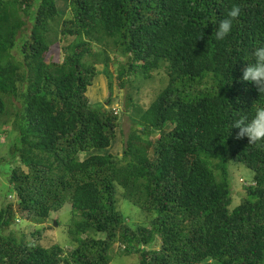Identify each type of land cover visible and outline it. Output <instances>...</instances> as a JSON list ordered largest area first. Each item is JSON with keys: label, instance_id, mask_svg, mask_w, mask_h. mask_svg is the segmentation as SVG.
Wrapping results in <instances>:
<instances>
[{"label": "trees", "instance_id": "obj_1", "mask_svg": "<svg viewBox=\"0 0 264 264\" xmlns=\"http://www.w3.org/2000/svg\"><path fill=\"white\" fill-rule=\"evenodd\" d=\"M61 1L0 0V130L12 139L2 159L15 196L0 209V264H110L117 243L138 264H264V144L230 130L264 103L241 79L264 42V0ZM233 6L240 16L216 40L210 21ZM98 64L117 66L136 125L121 157L105 153L120 116L87 96ZM164 71L151 103L135 101ZM230 161L255 173L233 209ZM66 204L75 247L13 228Z\"/></svg>", "mask_w": 264, "mask_h": 264}, {"label": "rangeland", "instance_id": "obj_2", "mask_svg": "<svg viewBox=\"0 0 264 264\" xmlns=\"http://www.w3.org/2000/svg\"><path fill=\"white\" fill-rule=\"evenodd\" d=\"M66 2L61 1L62 8H66ZM57 58L62 57V53L51 55ZM97 77L95 78L92 86L88 88L87 96L91 106L105 105L107 108H116L118 115L120 116V126L117 130L116 138L113 145L105 152H111L115 156L121 157L123 155V149L127 141L130 131L135 125L131 116V108L127 106L126 89L120 88L115 76L116 65H110L105 67L102 64L97 65ZM165 77V71L157 73L155 81L147 80L143 81V89L131 91L135 101H138L141 105L148 106L154 98L155 91H158L166 82H163ZM109 99L111 101H109ZM0 209L8 196L9 199H15L14 195L10 192V184L8 182L9 173L14 165L7 163L9 157V145L12 141L8 135H2L0 130ZM228 169L230 173V183L232 188L233 201L231 208H235L241 203L242 198L246 195V186L253 184L254 171L247 168L243 164L230 161L228 163ZM119 195L118 206L128 216H131L135 221H143L145 218L142 214V210L134 206L127 201H122ZM72 212L71 205L66 204L58 212H52L50 217L43 224H36L30 222L16 221L13 225L15 231L26 235V240L30 243H41L44 246H52L54 244H60L63 247L71 248L76 244L71 245V235L69 229L72 224ZM129 220H131L129 218ZM40 233V234H39ZM86 236V235H85ZM103 237L102 234H99ZM156 247V246H155ZM120 248H123L121 243H117L114 247L113 259L110 264H138L139 257L135 253L121 252ZM156 248H159L158 246ZM123 253V255L121 254Z\"/></svg>", "mask_w": 264, "mask_h": 264}, {"label": "clouds", "instance_id": "obj_3", "mask_svg": "<svg viewBox=\"0 0 264 264\" xmlns=\"http://www.w3.org/2000/svg\"><path fill=\"white\" fill-rule=\"evenodd\" d=\"M239 16L240 8L233 6L227 11L225 18L220 19L218 22L210 21L215 25L214 38L216 40H223L230 35L234 22ZM251 57V61L247 62L246 67L243 69L241 79L256 85L260 94L259 98L264 97V42H260L253 48ZM113 110L115 112L117 109L113 108ZM116 114H118V110ZM232 128L239 129L237 133L238 139L247 137L249 143L264 144V103H257L255 105L254 114L250 119L247 116L235 119L230 130Z\"/></svg>", "mask_w": 264, "mask_h": 264}, {"label": "built area", "instance_id": "obj_4", "mask_svg": "<svg viewBox=\"0 0 264 264\" xmlns=\"http://www.w3.org/2000/svg\"><path fill=\"white\" fill-rule=\"evenodd\" d=\"M115 112L117 113V110H115Z\"/></svg>", "mask_w": 264, "mask_h": 264}]
</instances>
